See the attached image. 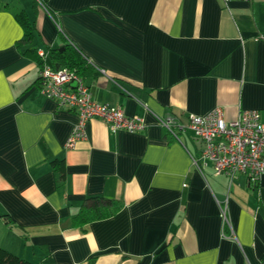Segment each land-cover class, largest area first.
I'll return each instance as SVG.
<instances>
[{
    "label": "crops",
    "instance_id": "obj_1",
    "mask_svg": "<svg viewBox=\"0 0 264 264\" xmlns=\"http://www.w3.org/2000/svg\"><path fill=\"white\" fill-rule=\"evenodd\" d=\"M65 45L87 61L93 100L140 129L93 117L65 146L76 111L38 84V50ZM216 108L264 123V0H0V246L30 264H264V172L255 185L199 173L194 133L159 123ZM104 199L119 209L72 224Z\"/></svg>",
    "mask_w": 264,
    "mask_h": 264
},
{
    "label": "built area",
    "instance_id": "obj_2",
    "mask_svg": "<svg viewBox=\"0 0 264 264\" xmlns=\"http://www.w3.org/2000/svg\"><path fill=\"white\" fill-rule=\"evenodd\" d=\"M221 1L226 4L230 0ZM38 54L46 55L42 50H38ZM38 84L42 94L57 106L76 111L77 123L65 142L68 148L85 138L86 123L93 117L105 120L112 130L135 132L143 125L137 116L128 117L120 109L94 101L83 77L65 66L54 68L44 62ZM159 123L175 138H178V132L186 129L194 133L201 149L197 157H192V164L199 173L210 164L215 175L232 177L236 173H246L248 180L255 185L264 172V123L257 110H242L235 120L229 122L223 120L221 109L216 108L206 115L190 116L187 125L178 123L173 117L162 118ZM219 209L224 231L229 227V221L225 206Z\"/></svg>",
    "mask_w": 264,
    "mask_h": 264
},
{
    "label": "trees",
    "instance_id": "obj_3",
    "mask_svg": "<svg viewBox=\"0 0 264 264\" xmlns=\"http://www.w3.org/2000/svg\"><path fill=\"white\" fill-rule=\"evenodd\" d=\"M34 2L35 5L41 4L45 6L46 0H34ZM17 17L24 28V39L27 40L31 36L29 23L26 21L22 11L17 14ZM44 62L54 68L65 66L75 70L81 76H83L85 69L88 68L87 61L81 56L78 50H74L68 45H65L62 50L49 49L45 57L38 54L39 69ZM119 207V204L108 199L101 201L90 200L73 216L72 224L74 226H83L90 221L108 217L115 213ZM0 264H30V262L0 246Z\"/></svg>",
    "mask_w": 264,
    "mask_h": 264
}]
</instances>
